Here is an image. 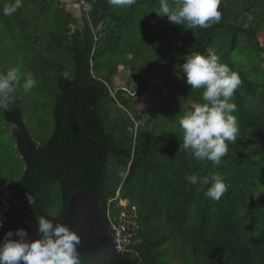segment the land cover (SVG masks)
Here are the masks:
<instances>
[{"label": "trees", "instance_id": "trees-1", "mask_svg": "<svg viewBox=\"0 0 264 264\" xmlns=\"http://www.w3.org/2000/svg\"><path fill=\"white\" fill-rule=\"evenodd\" d=\"M33 1L40 4L41 10L56 8L61 35L53 44L65 46L71 53L74 69L72 76L61 72L57 77L60 92L54 107L55 129L46 143L38 144L33 139L15 93L13 103L4 109L25 162V172L19 180L0 185V242L16 225L22 212L28 216L33 213L36 218L66 215L71 196L89 185L104 156L92 139L108 150L100 181V204L107 223L109 201L120 191V197L129 202V207L136 208L141 225L134 236V248L139 256L122 253L112 264H172V260L182 264H264V88L255 79L262 80L264 87V66L261 64L258 69L254 64L253 71L246 63H239L235 55L238 51L250 50V57L264 61V45L259 40V33H264L263 0H220L219 23L208 28H185L191 36L184 38V48L173 45L174 50L167 43L156 48L162 56L175 53L180 65L190 54L206 55L211 50L217 55L223 51L228 67L239 75L241 84L229 100L236 105L232 115L236 118L238 133L234 143L228 142V153L219 164L194 159L191 151L177 146L166 136L155 133L146 137L142 131H136V122L148 114L146 110L136 114L135 119L127 112L113 119L103 109L101 99L111 95L113 79L111 83L94 76L97 40L105 32L109 34L112 23L119 24L118 38L129 23L153 38L151 22L163 19L155 12L159 10V0H135L131 6L124 7L114 6L107 0L106 8L100 10L94 5L99 0H85L95 7L92 12L98 13L93 18L94 25L107 18L112 22L104 33L97 34L92 25L80 29L78 18L62 8L60 0ZM80 1L76 0L75 4ZM231 1L245 17H252L247 27H240L229 19L228 14L233 11ZM10 2L0 0V18L8 28H11V19L2 9ZM91 20L87 16L86 21ZM182 27L171 24L170 33L162 28L156 34L176 39L183 37ZM239 32L243 33L242 38ZM162 60L163 65L174 62L173 57ZM162 69L160 65L147 63L138 72L132 67L138 79L134 95L125 98L121 92L127 91L119 90L116 98L121 97L123 106L131 112L135 97L143 95L149 86V75ZM149 110L150 119L145 125L151 123L156 112ZM213 173L225 177L228 184L219 200L204 195L208 185H191L185 180L186 175L203 177ZM58 190L61 199L55 208Z\"/></svg>", "mask_w": 264, "mask_h": 264}, {"label": "rangeland", "instance_id": "rangeland-1", "mask_svg": "<svg viewBox=\"0 0 264 264\" xmlns=\"http://www.w3.org/2000/svg\"><path fill=\"white\" fill-rule=\"evenodd\" d=\"M75 1L60 0V6L71 11L78 18L80 29L85 30V25L91 26V23L86 21L87 16L91 17L93 22V18L98 13L92 12L95 8L93 5L82 2L77 5ZM106 2L107 0H99L94 5H98L99 10L105 9ZM57 4L55 3V5ZM231 6L233 11L228 14L229 19L240 27H247L252 17H245L235 7L234 1H231ZM37 14L40 15V18H37ZM55 15H57V11L54 6L46 11L41 10L40 4L33 0H23V7L10 16L11 28H8L6 22L0 18V70L6 71L11 67L19 68L21 85L28 73H31L36 79V85L31 90L25 92L21 86L17 88L15 95L19 98V105L23 109L27 128L38 144L46 143L55 129L54 107L60 92L57 77L61 72L66 76H72L74 69L71 53L65 46H54L53 44L56 37L61 35L57 28L58 21ZM110 23H112L110 18L103 19L98 23V27L94 26L92 30L96 34L104 33ZM171 24L167 17H163L162 22L152 21L150 29H154L155 32V36L152 38L149 34L140 32L135 24L129 23L124 34L121 35L122 37L118 38L119 24L112 23L113 28L109 34H105V32L97 40L98 52L93 61V71L95 77L110 82L113 79L111 95L101 99L103 109L110 117L115 119L117 115L127 112L135 119L136 114L146 110L148 114L141 121L136 122V131H142L146 137L155 136V133L157 136H166L169 141L182 147L183 131L179 120L193 104L203 103V100L202 89L191 90V86L186 83V77L179 71L180 60L175 59L177 55L171 53L162 56V52L156 49L162 43L172 44L170 48L173 49V45L185 47L184 38L191 36L186 34L188 33L185 31L186 24L182 27L183 37L175 39L171 35L156 34L157 30L163 31V29L170 33ZM239 36L242 38L243 33L239 32ZM259 40L261 45H264V33H259ZM239 43L237 41L238 45ZM235 55L238 57L239 63L242 65L246 63L247 67L249 66L253 71L255 65L258 69L261 64L264 66V61H261L260 58L250 57V50L238 51ZM217 56L221 64L229 66L223 51L218 52ZM164 57L166 61L173 57L174 62L171 65H163L162 58ZM145 63L148 66L160 65L163 69L156 74L149 75L147 90L143 95L135 97L134 108L129 112V109L125 105L123 106V99L116 98V92L123 88L127 92H121V94H124L125 98H131V95H134L133 91L138 86L137 74L133 73L131 68L134 67L138 72ZM121 66H125V68H121ZM255 79L258 80V86L264 88L260 83L262 80ZM150 108L156 112L152 115L151 123L145 125L146 121L150 119ZM187 151L190 152V150ZM24 172L25 162L18 149L15 136L7 124L4 109L0 108V185L7 186L19 180ZM60 199L58 190L55 197L58 204L55 208L59 207ZM113 210L115 214L120 212L117 207H114ZM172 264H182V262L172 260Z\"/></svg>", "mask_w": 264, "mask_h": 264}, {"label": "clouds", "instance_id": "clouds-1", "mask_svg": "<svg viewBox=\"0 0 264 264\" xmlns=\"http://www.w3.org/2000/svg\"><path fill=\"white\" fill-rule=\"evenodd\" d=\"M117 6H131L135 0H109ZM174 5V6H173ZM220 0H159V17H167L174 25H187L191 28H208L221 20ZM23 7V0H12L4 5L5 16H11ZM179 66V71L186 77L191 90H201L203 103L193 104L179 120L183 131L182 147L190 150L193 158L199 161L208 160L219 164L226 156L229 143L236 141L238 127L232 115L236 105L229 103L241 80L237 73L227 65L219 62V57L211 50L207 54L194 53L188 56ZM20 70L11 67L0 71V108L8 109L14 101L13 93L18 87L25 92L36 85L31 73L26 74L21 85ZM181 147V145H180ZM191 185L200 184L209 187L204 192L207 198L219 200L228 189L225 177L219 173L205 175H186ZM32 204L31 196H28ZM39 239L29 241L27 232L18 229L9 231L0 242V264H80L77 245L80 236L69 227L57 224L53 218H37ZM18 239H12L13 236Z\"/></svg>", "mask_w": 264, "mask_h": 264}, {"label": "water", "instance_id": "water-1", "mask_svg": "<svg viewBox=\"0 0 264 264\" xmlns=\"http://www.w3.org/2000/svg\"><path fill=\"white\" fill-rule=\"evenodd\" d=\"M90 140L104 153L98 170L87 187L71 196L66 215L55 217L53 226L65 225L80 236V243L77 245L80 264H112L121 252L100 204V181L107 162L108 150L98 140ZM18 229L26 230V239L29 241L39 239L42 235L38 231L37 218L33 213L29 216L24 212L21 213L11 231L15 233ZM12 239L18 237L14 235Z\"/></svg>", "mask_w": 264, "mask_h": 264}, {"label": "built area", "instance_id": "built-area-1", "mask_svg": "<svg viewBox=\"0 0 264 264\" xmlns=\"http://www.w3.org/2000/svg\"><path fill=\"white\" fill-rule=\"evenodd\" d=\"M85 4V0H81ZM79 2V4H80ZM83 6V5H81ZM112 202H117V205H112ZM128 201L120 197V191L117 192L115 198L109 201L107 217L109 225L116 237V243L122 253H129L135 256H139L138 251L134 248L135 239L134 236L140 229L139 215L135 207H129ZM114 207L119 209V213H114Z\"/></svg>", "mask_w": 264, "mask_h": 264}, {"label": "crops", "instance_id": "crops-1", "mask_svg": "<svg viewBox=\"0 0 264 264\" xmlns=\"http://www.w3.org/2000/svg\"><path fill=\"white\" fill-rule=\"evenodd\" d=\"M101 21H103V19H102ZM101 21H100V22H101ZM89 22L91 23L93 29H94V26H95L96 28L98 27V24H97V25H94V24H93L94 22H92V20L89 21ZM92 28H91V29H92Z\"/></svg>", "mask_w": 264, "mask_h": 264}]
</instances>
